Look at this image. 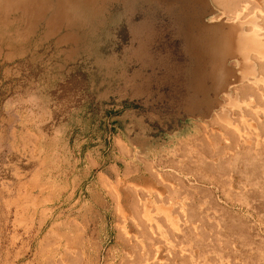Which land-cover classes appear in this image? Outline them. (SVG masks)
<instances>
[{
	"label": "rangeland",
	"instance_id": "1",
	"mask_svg": "<svg viewBox=\"0 0 264 264\" xmlns=\"http://www.w3.org/2000/svg\"><path fill=\"white\" fill-rule=\"evenodd\" d=\"M38 1L0 12V264H264V0ZM182 16L256 74L188 109Z\"/></svg>",
	"mask_w": 264,
	"mask_h": 264
},
{
	"label": "bare ground",
	"instance_id": "2",
	"mask_svg": "<svg viewBox=\"0 0 264 264\" xmlns=\"http://www.w3.org/2000/svg\"><path fill=\"white\" fill-rule=\"evenodd\" d=\"M59 1L71 3L75 0ZM163 1L179 3L180 7L186 9L190 8L193 1L203 2V0ZM32 9L37 10L35 12L42 11L43 5L38 0H0V12L2 14L17 11L27 14ZM56 15L50 21L51 25L62 21L65 12L60 9ZM181 24L184 27L185 35L196 59L197 67L194 79L198 89L196 91H200L202 95L209 90L206 88V82L209 80L214 81L215 86L213 89H220L227 83L231 71L226 67L225 63L230 57H237L243 78L256 74L254 65H252L253 61H251L252 54L258 53L254 47L256 40L254 37H249L247 32H245L244 25L246 22L242 21L229 29H225L221 25H204L193 16H182Z\"/></svg>",
	"mask_w": 264,
	"mask_h": 264
},
{
	"label": "flooded vegetation",
	"instance_id": "3",
	"mask_svg": "<svg viewBox=\"0 0 264 264\" xmlns=\"http://www.w3.org/2000/svg\"><path fill=\"white\" fill-rule=\"evenodd\" d=\"M148 29V27L145 28V30ZM160 31V30H159ZM156 34L157 36L160 35V32L156 31ZM184 40H185V45H184V50L185 52L190 56V60H191V63H190V67L187 71V74L185 75V73L181 74V70H180V65L178 64H174V67L172 66L173 68V74H170V82H171V85H172V90L175 92L176 89H178V87L180 86V83H182L183 81L186 82L187 84V87L189 89V95L185 97V101H186V107L188 109L191 108V106H197V103H194L193 101L196 100L201 94L200 91H196L194 90V82H195V74H196V59L195 57L193 56V53H192V47L189 45V42H188V39H187V36L185 35V30H184ZM164 37V35H163ZM166 39L168 40L169 42V45L173 43V40H172V36L170 37V35H168L166 37ZM168 45V44H167ZM169 54H172V50L169 49L167 51ZM170 63H172L171 59L172 57H166ZM166 59V60H167ZM178 71V73H177ZM167 79V77H165ZM165 79V81H166ZM206 93V92H205ZM193 102V103H192Z\"/></svg>",
	"mask_w": 264,
	"mask_h": 264
}]
</instances>
